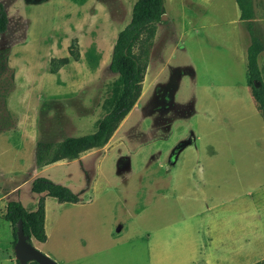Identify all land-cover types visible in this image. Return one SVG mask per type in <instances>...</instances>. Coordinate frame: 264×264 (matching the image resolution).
Here are the masks:
<instances>
[{"label": "rangeland", "instance_id": "1", "mask_svg": "<svg viewBox=\"0 0 264 264\" xmlns=\"http://www.w3.org/2000/svg\"><path fill=\"white\" fill-rule=\"evenodd\" d=\"M1 1L8 27L0 33V264H17L6 202L19 193L38 203L37 176L67 186L66 165L41 172L36 145L96 130L121 88L110 57L136 0ZM165 7L157 27L159 40H169L151 63L160 77L147 79L108 144L84 153V201L44 197L47 239L31 241L58 264H183L188 226L201 230L207 206L257 233V255L242 264H264V118L248 85V21L235 0ZM252 7L264 47V0ZM73 39L78 59L51 73L50 59L68 56ZM258 65L264 81V48ZM185 140L192 144L179 145Z\"/></svg>", "mask_w": 264, "mask_h": 264}, {"label": "trees", "instance_id": "2", "mask_svg": "<svg viewBox=\"0 0 264 264\" xmlns=\"http://www.w3.org/2000/svg\"><path fill=\"white\" fill-rule=\"evenodd\" d=\"M240 11V19L248 21L250 44L247 47L246 70L251 95L257 103L264 118V81L262 79L258 55L263 50V44L254 34L252 0H235ZM165 13L164 0H136L132 7L131 19L117 34L112 47L109 69L117 73L121 88L110 109L100 119L95 131L78 136H67L59 142H38L35 152V164L44 166L63 159H74L81 153L92 148L103 147L110 140L121 121L131 111L142 90V82L148 65L149 49L157 31V25L162 21ZM8 27V16L0 0V33ZM79 52L77 41L73 39L68 48V56L51 58L49 70L55 73L59 67L70 60H77ZM0 68V75H1ZM31 190L39 195L35 210L28 211L16 199H9L5 206L3 217L13 228L16 240V223L21 219L25 234L44 242L46 233L44 228L45 208L44 197H55L59 202H77L79 195L69 187L55 183L44 176H37L31 182ZM15 243V241H14ZM28 264H37L35 261Z\"/></svg>", "mask_w": 264, "mask_h": 264}, {"label": "crops", "instance_id": "3", "mask_svg": "<svg viewBox=\"0 0 264 264\" xmlns=\"http://www.w3.org/2000/svg\"><path fill=\"white\" fill-rule=\"evenodd\" d=\"M166 1L167 0H164V6H165ZM166 12L167 11L165 7L164 16L167 17ZM161 23L162 25L165 24L162 21ZM159 31H160V26L157 27V31H156L157 35L155 34L153 44L151 45L152 46L151 54H150L147 68H146L145 77L142 82L143 90H141V94L144 92L147 79L151 77H154V79H158V77H160V70L157 69L158 65L154 66L153 64L151 65V63L154 61L155 65L158 64L159 58L161 56V52L168 43L169 36L166 34L164 37H162L161 40H159V37H160ZM153 67L155 69H153ZM107 144H105V146ZM182 144L190 145L192 144V142L190 143V141L185 140L183 141V143L179 145H182ZM85 152L81 153V155L77 158L59 160V161L47 164L45 165V167L41 169V172L45 171V169H47L48 167L56 163L67 166V168L69 169V171L67 172V177H66L68 181L65 184L69 186L75 192L78 189L77 194L79 195V198H80L79 201L74 202V203H80L84 201L82 195L85 192L84 191L85 189L81 190V187H82V184L85 182L83 178L86 177V172H87V169H85V158H84L87 154H84ZM71 166H73V169ZM77 172L79 173L80 178L76 177ZM81 178L83 179V181ZM154 179L158 180V179H161V177H155ZM53 182L57 183L58 181H53ZM168 182L170 185L174 183L175 177H171ZM25 183H28V181L27 182L22 181L18 183L16 186L12 188V190L19 191L20 187ZM15 199L20 201L22 205L24 206V208L28 211H31L32 210L31 208H34L35 206L37 207V198L30 200L27 197H25L23 194L20 195L18 193ZM25 203L28 205V207L25 205ZM60 203H72L73 204V202H67V201L60 202ZM142 207L144 208L145 205ZM211 211L212 209L209 206H207L205 210H203L202 214L200 215V217L202 216L200 220L201 224L199 225L201 230L198 227H195L194 225H192L191 228H189L188 226V229H187L188 231L186 232V235H185L186 237L185 246L187 248L185 251L186 259L184 260L183 264H207L206 261H208V264H242V262L248 263L252 261L257 255L256 251H254L253 253L251 250V247H253L255 245V242L258 240L257 233L256 232L252 233L251 232L252 230L250 232H247L246 229H242L240 227L238 228L235 225L230 224L228 222L224 223V220L222 221V217L220 216V213H217V212L211 213ZM194 217L195 215L193 213L191 215V218H194ZM45 226H46V222L44 219V228ZM250 226H252V224H250ZM150 238L151 237L147 236L148 240ZM46 239H47V235H46ZM242 246L250 248L246 253H244L245 254L244 256H242L241 254Z\"/></svg>", "mask_w": 264, "mask_h": 264}, {"label": "water", "instance_id": "4", "mask_svg": "<svg viewBox=\"0 0 264 264\" xmlns=\"http://www.w3.org/2000/svg\"><path fill=\"white\" fill-rule=\"evenodd\" d=\"M162 18H164V15H162ZM15 227L16 240L14 243V254L17 264H28L31 261H35L37 264H58L33 245L31 237L24 232L21 219L17 221Z\"/></svg>", "mask_w": 264, "mask_h": 264}]
</instances>
